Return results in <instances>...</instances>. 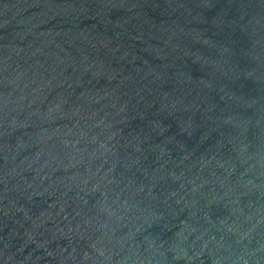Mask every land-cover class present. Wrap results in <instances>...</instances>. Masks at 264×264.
<instances>
[{"label": "water", "instance_id": "95a60500", "mask_svg": "<svg viewBox=\"0 0 264 264\" xmlns=\"http://www.w3.org/2000/svg\"><path fill=\"white\" fill-rule=\"evenodd\" d=\"M0 264H264V0H0Z\"/></svg>", "mask_w": 264, "mask_h": 264}]
</instances>
